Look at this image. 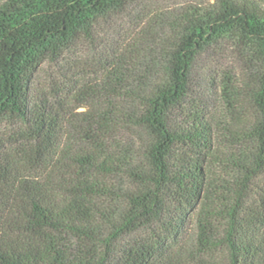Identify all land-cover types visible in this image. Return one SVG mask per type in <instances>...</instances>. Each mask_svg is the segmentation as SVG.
Segmentation results:
<instances>
[{
  "label": "trees",
  "instance_id": "1",
  "mask_svg": "<svg viewBox=\"0 0 264 264\" xmlns=\"http://www.w3.org/2000/svg\"><path fill=\"white\" fill-rule=\"evenodd\" d=\"M140 1L0 0V125L27 138L0 148V264H264V0L159 11L77 99L37 86ZM226 50L224 107L192 99Z\"/></svg>",
  "mask_w": 264,
  "mask_h": 264
},
{
  "label": "rangeland",
  "instance_id": "2",
  "mask_svg": "<svg viewBox=\"0 0 264 264\" xmlns=\"http://www.w3.org/2000/svg\"><path fill=\"white\" fill-rule=\"evenodd\" d=\"M199 1L211 2V0H142L138 2L127 13L102 26L93 43H85L67 52L57 64H43L37 73V86L52 96L54 91H63L62 96L67 101L77 99V96H74L76 88L73 87L75 85L73 81L85 82L96 78L101 71L104 55L133 39L148 18L159 11ZM236 62L237 56L230 50L205 53L195 67V87L191 98L197 100L203 95L204 100L214 103L215 107L223 106L218 103V96L212 89L213 82L210 78L219 79L222 72H236ZM83 110L78 109L75 112ZM121 134L123 138H130L131 132L123 131ZM26 139L21 125L14 123L0 125V148L5 146L7 151L16 153L18 156L23 155L22 151L27 146ZM25 152L27 153L28 150ZM34 175L38 177V174ZM258 184L264 185V176L259 179ZM195 264L198 263L195 262Z\"/></svg>",
  "mask_w": 264,
  "mask_h": 264
}]
</instances>
